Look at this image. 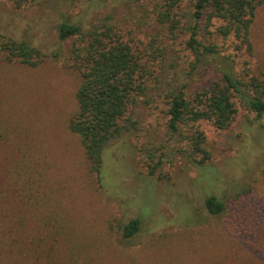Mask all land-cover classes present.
I'll list each match as a JSON object with an SVG mask.
<instances>
[{"label":"rangeland","instance_id":"obj_1","mask_svg":"<svg viewBox=\"0 0 264 264\" xmlns=\"http://www.w3.org/2000/svg\"><path fill=\"white\" fill-rule=\"evenodd\" d=\"M195 1L0 0V31L45 55L38 66L0 56V264H264V115L240 108L226 129L168 127L173 90L191 97L228 61L264 81V4L252 51L219 35L221 21L202 22L198 39L219 54L197 63L187 45ZM65 19L116 24L142 66L145 92L106 145L100 181L69 128L82 77L72 54L80 43L59 36ZM196 128L210 152L201 166L191 156ZM19 190H45L43 220ZM209 194L225 201L222 214L206 208ZM136 217L140 231L127 238L120 225Z\"/></svg>","mask_w":264,"mask_h":264},{"label":"trees","instance_id":"obj_2","mask_svg":"<svg viewBox=\"0 0 264 264\" xmlns=\"http://www.w3.org/2000/svg\"><path fill=\"white\" fill-rule=\"evenodd\" d=\"M262 4L264 0H196L195 24L191 26V36L187 41L196 55V62L199 63L205 55L219 54L216 44H203L197 36L200 24L204 22L208 26L214 19L222 22L217 26L219 35L225 38L233 34L239 41V48L246 47L252 51L250 28L256 10ZM59 36L61 39L73 38L80 43L72 49L82 81L76 91L77 110L69 120V128L80 137L90 171L100 181L106 145L128 129L123 123L125 115L137 102L138 96L145 92L141 62L116 24L101 21L85 28L82 22L65 19L59 26ZM0 56L7 62L38 66L45 55L27 40H19L0 31ZM221 72L219 78L191 97L182 90H173L168 108L170 132H179L181 126L194 127L202 120L226 129L236 119L240 108L254 112L258 118L264 115V81L255 75L240 76L230 61ZM1 134L4 136L0 131ZM180 134L184 135L183 132ZM189 139L191 156L194 157L192 162L201 166L210 158V152L204 147L206 136L196 128ZM198 153L200 158L195 155ZM19 191L25 206L43 220L46 210H38L37 207L45 204L41 198L45 197V190ZM205 203L209 212L215 215L226 209L225 201L215 194H209ZM140 228L139 217L120 225L127 238L134 236Z\"/></svg>","mask_w":264,"mask_h":264}]
</instances>
